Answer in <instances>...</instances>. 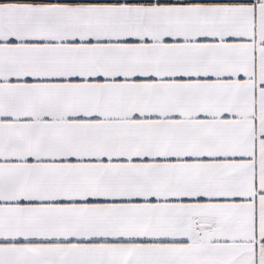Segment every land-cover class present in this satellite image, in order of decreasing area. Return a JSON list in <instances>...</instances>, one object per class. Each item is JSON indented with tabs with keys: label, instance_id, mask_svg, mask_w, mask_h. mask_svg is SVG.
I'll return each instance as SVG.
<instances>
[{
	"label": "snow or ice",
	"instance_id": "6c2138e0",
	"mask_svg": "<svg viewBox=\"0 0 264 264\" xmlns=\"http://www.w3.org/2000/svg\"><path fill=\"white\" fill-rule=\"evenodd\" d=\"M0 264H264V0H0Z\"/></svg>",
	"mask_w": 264,
	"mask_h": 264
}]
</instances>
